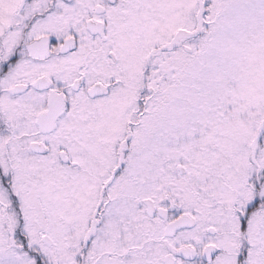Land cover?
I'll return each mask as SVG.
<instances>
[{
	"label": "snow or ice",
	"instance_id": "6c2138e0",
	"mask_svg": "<svg viewBox=\"0 0 264 264\" xmlns=\"http://www.w3.org/2000/svg\"><path fill=\"white\" fill-rule=\"evenodd\" d=\"M0 264H264V0H0Z\"/></svg>",
	"mask_w": 264,
	"mask_h": 264
}]
</instances>
